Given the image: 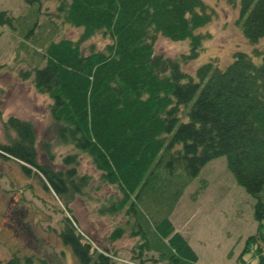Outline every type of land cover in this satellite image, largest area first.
<instances>
[{
	"label": "trees",
	"instance_id": "trees-1",
	"mask_svg": "<svg viewBox=\"0 0 264 264\" xmlns=\"http://www.w3.org/2000/svg\"><path fill=\"white\" fill-rule=\"evenodd\" d=\"M26 1L36 3L30 11L35 24L29 35L39 26L38 0ZM56 1L57 18L80 29V34L75 41L47 40L44 47L37 37L28 38L42 50L31 49L37 58L22 78L49 99L55 139L73 152L60 158L58 168L49 162L39 164L31 124L9 117L3 129L13 136L0 143V157L17 162L27 177L35 175L44 190L61 199L66 213L72 198L88 197L85 190L92 178L77 171L80 155L87 157L98 184L112 192L97 204L95 213L124 219L109 234V243L126 230L136 239L129 251L130 264H198L169 217L200 170L224 157L235 183L254 199L256 232L245 245L260 257L264 51L255 46L264 41V0H238L237 4L235 25L253 49L232 53L223 69L205 62L194 76L182 66L197 57L209 37L196 32L211 21L202 0ZM4 14L0 12V23L10 22ZM95 36L109 42L101 50L82 51L80 46ZM157 36L173 42L188 40L187 53L176 58L156 54ZM73 224L63 215L57 237L71 249L74 264H122L115 261V253L94 247ZM3 264L47 263L13 254ZM258 264H263L261 257Z\"/></svg>",
	"mask_w": 264,
	"mask_h": 264
},
{
	"label": "rangeland",
	"instance_id": "rangeland-1",
	"mask_svg": "<svg viewBox=\"0 0 264 264\" xmlns=\"http://www.w3.org/2000/svg\"><path fill=\"white\" fill-rule=\"evenodd\" d=\"M202 2L210 10L211 21L196 32L209 37L204 38L197 57L182 66L191 76L205 62L211 61L223 69L231 61L232 53L253 49L235 25L238 0ZM33 4L35 1L0 0V12L11 18L10 22L0 23V143L9 142L13 136L3 129V122L9 117L26 121L32 126L38 163L49 162L58 168L60 158L73 151L55 139V126L48 112L49 99L38 94L30 80L22 77L36 61L32 48L41 52L47 40L75 41L80 29L61 23L56 16V0H38L36 23L39 26L27 35L35 24L30 14ZM36 37L41 48L28 40ZM108 42L95 36L80 47L85 52L88 48L101 50ZM188 48V40L173 42L160 36L155 38L153 47L156 54L167 58L184 55ZM255 48L263 52L264 41ZM77 171L91 177L92 185L85 190L88 197L75 196L69 201L70 212L66 213L61 199L44 190L35 175L27 177L17 162L0 157V264L13 254L21 258L32 256L47 264H74L71 249L57 237L63 215L71 219L94 247L115 253L117 262H129V251L136 239L128 236V230L119 240L109 243L108 239L124 219L116 215L100 217L95 213L97 204L111 190L98 184V174L84 155L78 159ZM94 186L101 188L95 191ZM253 204L254 199L235 183L226 169L225 158L219 157L208 162L184 189L169 220L174 232L195 252L198 264H258L260 257L264 264V245L260 248V257L252 252L254 248L245 245L246 238L256 232Z\"/></svg>",
	"mask_w": 264,
	"mask_h": 264
}]
</instances>
